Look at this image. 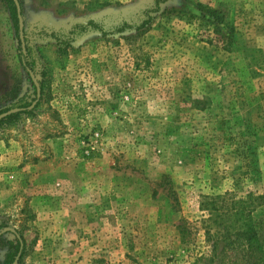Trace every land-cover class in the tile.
<instances>
[{"label":"rangeland","instance_id":"374dc122","mask_svg":"<svg viewBox=\"0 0 264 264\" xmlns=\"http://www.w3.org/2000/svg\"><path fill=\"white\" fill-rule=\"evenodd\" d=\"M19 4L21 45L0 0V112L21 109L0 125V224L25 239L16 264H231L208 240L203 203L264 195V0ZM91 20L106 34L76 32L66 52L38 36ZM23 44L43 84L36 101ZM56 182L48 217L34 198ZM254 218L264 242L262 206ZM61 231L75 249H45L57 241L45 233Z\"/></svg>","mask_w":264,"mask_h":264},{"label":"trees","instance_id":"16d2710c","mask_svg":"<svg viewBox=\"0 0 264 264\" xmlns=\"http://www.w3.org/2000/svg\"><path fill=\"white\" fill-rule=\"evenodd\" d=\"M4 1L7 4L14 28L17 34H19V13L23 14V10L20 8L19 12L14 0ZM160 1L165 0H157V4ZM209 13L219 23L224 22V17L218 10L210 9ZM149 21L144 22V24ZM123 28L119 30L122 31ZM89 29L98 30L106 34V31L97 22L91 20L86 24H75L67 35H62L58 31L43 30L39 32L38 36L54 38L61 46L62 52H66L76 39V32H86ZM21 43V39L19 38V44L21 45ZM20 61L32 85L33 101H36L37 87L30 75L31 73H36L35 63L28 58L22 46L20 48ZM40 89L41 91L43 90L41 82ZM26 96L27 94L24 93V95L19 97L18 101H24ZM15 97L18 98L17 92L15 93ZM30 105V103H24L21 106L27 107ZM17 107V105L10 106L1 111L0 114ZM27 111L29 112L30 110L27 109ZM19 114L20 112L13 113L0 119V125L7 121L16 120ZM258 205L264 208V195L258 196L250 193L246 198H238L229 191L210 197L209 201L203 203V209L208 215L205 225L208 240L213 241L214 248H217L219 244H223L224 251L233 254L234 260L231 264H264V242L259 238V230L254 218V212ZM6 227L7 225L0 224V249H4L3 256L0 258V264H14L25 252V239L17 231L9 232L14 235L13 239L5 238L6 233L2 230Z\"/></svg>","mask_w":264,"mask_h":264},{"label":"crops","instance_id":"0c3cea01","mask_svg":"<svg viewBox=\"0 0 264 264\" xmlns=\"http://www.w3.org/2000/svg\"><path fill=\"white\" fill-rule=\"evenodd\" d=\"M29 168H31V167H29ZM34 168H36V170H37V167H34ZM31 170H34V169H31ZM33 176V175H32ZM38 176L36 175V176H33L32 177V179H34V178H37ZM54 184V182L52 181L50 184ZM45 184V183H44ZM48 184V183H47ZM85 184H87V189L89 190V187H88V182H85ZM57 185L59 186V187H63L64 185H65V182H56L55 183V185H54V187L52 186V190H55V191H51V193H45V192H42V190L39 192H37L36 194H35V201H37V203H39V205H41V208H40V210H41V212H42V214H44V213H46V216H48L49 217V213H51L50 211H51V209H52V205H53V207H55L54 205V203L58 200V198H59V196H57V197H55L56 196V190L58 191L59 189H56V187H57ZM68 185V184H67ZM45 186V185H44ZM80 187H82L83 188V186L82 185H80L79 186V184H77L76 186H75V188L76 189H78V188H80ZM62 189V188H61ZM60 189V190H61ZM59 190V191H60ZM79 191V190H78ZM77 192V191H76ZM79 193V192H78ZM61 194V193H60ZM83 194H88V192L87 193H83ZM76 195V194H75ZM61 196V195H60ZM82 197V193L80 192L79 194H77L76 196H75V200H77V198L79 199V197ZM91 199H94L91 195L90 196H87V198H86V202L87 201H91L90 202V204L93 202V200H91ZM79 201V200H78ZM56 204H57V202H56ZM89 207H87L86 209H84V211L82 212V215H84L85 216V214H86V216L87 215H89L90 214V212L92 213V208H89ZM55 209V208H54ZM50 210V211H49ZM71 211H73V210H71ZM62 212V211H61ZM76 213H77V211H76ZM66 214H68L69 215V211L66 213ZM74 215H69L68 216V218H71V217H73ZM66 230H68V229H66ZM49 233H45V238H47V237H49L50 239H54V240H57L56 242H50V240H48V242H46L47 244L46 245H54L52 248H51V245L50 246H48V247H45V249H50L51 248V250L53 251V250H55V253H58V254H61V252H65V251H71V250H73V249H75V247H76V243L75 242H72L71 241V239L72 238H75V234H73V232H70V231H61L60 233H58V234H53V235H48ZM87 242H84L83 244H86ZM85 245H83V247H84ZM54 253V254H55Z\"/></svg>","mask_w":264,"mask_h":264},{"label":"water","instance_id":"95a60500","mask_svg":"<svg viewBox=\"0 0 264 264\" xmlns=\"http://www.w3.org/2000/svg\"><path fill=\"white\" fill-rule=\"evenodd\" d=\"M14 1H15V3H16L17 7H18L19 12H20V4H19V0H14ZM19 21H20V38H21V41H22V43H23V41H24V35H23L24 22H23V17H22V14H21V13H19ZM23 48H24V51H25V46H24V44H23ZM30 75H31V78H32L34 84H35L36 87H37V97H38V99H39V98H40V95H41L40 84H39L38 79L36 78V76H35L34 73H31ZM20 111H21L20 108H13V109H11V110H9V111H7V112H4V113L0 114V119L5 118V117H7V116L10 115V114L17 113V112H20ZM8 230H10V231H12V232H16V230H14L13 228H10V229H8ZM14 264H16V262H14Z\"/></svg>","mask_w":264,"mask_h":264}]
</instances>
